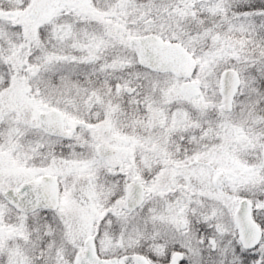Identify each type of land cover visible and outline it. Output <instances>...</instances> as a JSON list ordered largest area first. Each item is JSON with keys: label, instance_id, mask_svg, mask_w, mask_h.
<instances>
[{"label": "snow or ice", "instance_id": "snow-or-ice-1", "mask_svg": "<svg viewBox=\"0 0 264 264\" xmlns=\"http://www.w3.org/2000/svg\"><path fill=\"white\" fill-rule=\"evenodd\" d=\"M0 264H264V0H0Z\"/></svg>", "mask_w": 264, "mask_h": 264}]
</instances>
